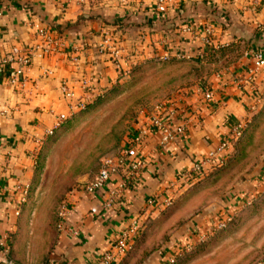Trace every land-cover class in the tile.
Returning a JSON list of instances; mask_svg holds the SVG:
<instances>
[{
  "label": "crops",
  "instance_id": "crops-1",
  "mask_svg": "<svg viewBox=\"0 0 264 264\" xmlns=\"http://www.w3.org/2000/svg\"><path fill=\"white\" fill-rule=\"evenodd\" d=\"M0 9V60L10 59L15 45L31 58L23 87L12 85L7 71L0 74V199L5 198L4 203L9 202L17 180L28 181L32 156L41 142L37 139L44 138L56 114L63 112L67 119L76 112H71L60 90L62 81L79 96L89 92L81 85V79L89 77L95 87L89 96L92 100L120 70L142 58H159L168 46L201 61L225 60L219 49L230 50L226 53L230 65H221L213 73L211 103L187 99L191 103L187 113L192 114L185 132L162 147L156 145L158 132L150 133L142 149L146 165L124 198L105 207L99 193L79 192L68 215V224L77 226L78 233L58 235L57 256H51L48 264H97L98 253L131 217L144 219L158 213L162 206L148 204V197L179 193L181 173L201 159L237 119L249 117L250 106L257 108L262 103L258 99L264 98V67L250 77L248 72L250 53L264 50V0H0ZM29 20L40 21L48 36L62 38L66 48L39 56L44 40L28 26ZM207 24L212 26L209 43L183 29L189 26L202 32ZM102 36L124 46L120 66L107 52L99 51ZM72 54L77 55L76 61ZM2 64L8 69L15 63ZM258 177L254 184L264 179V172ZM252 195L236 196L230 210L245 205Z\"/></svg>",
  "mask_w": 264,
  "mask_h": 264
},
{
  "label": "rangeland",
  "instance_id": "rangeland-1",
  "mask_svg": "<svg viewBox=\"0 0 264 264\" xmlns=\"http://www.w3.org/2000/svg\"><path fill=\"white\" fill-rule=\"evenodd\" d=\"M219 50L225 60L155 56L136 63L130 72L121 70L95 103L45 135L33 153L29 188L19 213L11 202L0 199V236L7 234L9 247L5 258L14 264H48L57 256L54 248L61 234L57 210L66 194L95 174L102 156L118 151L130 126L154 103L171 97L188 106L187 99L205 103L201 88H213V73L230 65L226 57L230 50ZM250 112L242 118L243 133L228 148L222 164L207 166L201 177L181 182L183 189L169 204L143 219L135 247L120 258L123 264H169L176 245L183 253L171 264H258L264 259V190L227 227L203 241L196 236L212 223L210 215L226 213L236 196L263 188L254 179L264 172V103ZM165 209L169 212L162 217Z\"/></svg>",
  "mask_w": 264,
  "mask_h": 264
},
{
  "label": "built area",
  "instance_id": "built-area-1",
  "mask_svg": "<svg viewBox=\"0 0 264 264\" xmlns=\"http://www.w3.org/2000/svg\"><path fill=\"white\" fill-rule=\"evenodd\" d=\"M158 3L164 0H156ZM1 13V9H0ZM28 26L34 31H38L43 38V42L40 43L39 56H44L56 49H65L66 45L62 38L48 36V32L43 28L40 21L29 20ZM186 31H190L194 36L198 37L203 43H209L210 34L212 33V26L207 24L203 27L202 32H195L191 27L186 26L183 28ZM99 51L107 52L112 62L118 67L120 66V59L124 53V46L115 45L111 42V39L107 36H102L98 42ZM71 59L76 61L77 55H70ZM161 57L163 59L183 58L189 57L185 51L180 49L172 50V47H167L163 50ZM252 64L248 67L249 77L253 75L257 70L264 67V50H253L250 53ZM14 62L15 64H9L6 69L2 62ZM30 54L23 51L19 46H13L11 48L10 59L0 60V74H4L7 71L8 81L12 85L23 87L26 83V67L30 64ZM128 68V67H127ZM125 68V70L127 69ZM47 73H51V70H46ZM91 80L89 77H83L81 79L82 87H88L89 92H84L81 95H76L74 88L62 81L59 84L60 90L63 95L69 101V108L71 112L83 109L88 101H90V92L95 90L93 85L91 86ZM91 90V91H90ZM202 98L206 102L213 100L214 91L212 88H201ZM99 93V92H98ZM259 101L264 100L260 97ZM188 105L182 100H178L175 97L166 98L153 104L150 110L142 111L140 120L133 122L128 131V135L125 137L123 143L118 148V151L114 155H104L99 160V168L95 174L90 178L83 180L76 184L63 199L57 210L56 226L61 233H67L76 235L78 233V227L68 224V215L72 207L75 204L77 198V192H84L88 194L99 193L101 201L105 207H113L121 198H124L130 188L133 186L137 178L140 176L142 170L146 165V157L143 154V145L150 135L155 131L158 132V138L156 141L157 147H162L177 137L181 136L186 129L187 121L190 118L192 112L187 113ZM250 108L255 110V105H251ZM198 115V114H196ZM66 114L58 112L56 114L55 122L52 126L48 127L44 131V135L51 134L56 126H58L64 119ZM180 117V120L176 118ZM197 117V116H196ZM245 128V121L243 119H237L229 128L224 132L219 141L213 145L206 154L198 160L192 162L189 169H186L181 173L183 180L190 179L195 175L202 173L207 166L216 165L223 162L228 148L232 143L237 140L242 134ZM38 141L42 140V137H38ZM179 178V177H178ZM258 184L264 187V179L258 180ZM28 182L17 180L13 187H11L12 196L9 199L15 206V213H19V204L25 200L26 193L28 191ZM172 201V195H151L148 197L147 203L155 206H165ZM250 200H248L249 202ZM226 213L222 211L216 215L212 223L205 230L197 231V241H201L212 234L215 230L226 226L227 222L232 219L235 214L233 210H226ZM141 217L136 215L131 217L130 220L120 230L117 237L110 241L109 245L103 248L98 253L97 264H117L121 256L131 247L134 238L139 234L141 230ZM7 234H1L0 236V262L5 259L8 252V244L6 243ZM186 246L187 248L191 247ZM174 256L169 258L172 261ZM258 264H264V259L259 261Z\"/></svg>",
  "mask_w": 264,
  "mask_h": 264
},
{
  "label": "trees",
  "instance_id": "trees-1",
  "mask_svg": "<svg viewBox=\"0 0 264 264\" xmlns=\"http://www.w3.org/2000/svg\"><path fill=\"white\" fill-rule=\"evenodd\" d=\"M146 58H142V59H140V60H137V61H135L134 62V64L132 63V64H130L129 66H128V72H130L131 71V69L133 68V66H135L136 65V63H140L141 61H143V60H145ZM170 59H174L173 57H171ZM123 72H121V70L118 72V76L117 77H119L121 74H122ZM105 89H107V88H105ZM105 89L104 90H102L101 92H99V93H97V94H95V96L92 98V100H90V101H88L87 103H86V105H85V107L83 108V109H85L86 107H88L89 105H90V103H95L101 96H103V94H104V91H105ZM207 103H211V101L210 102H207ZM264 103V100H263V102L260 104V105H262ZM80 110H82V109H80ZM66 119H64L58 126H56L55 128H54V130H53V132L56 130V128L57 127H59L62 123H64V121H65ZM52 132V133H53ZM51 133V134H52ZM243 133V132H242ZM51 134H48V135H51ZM242 135V134H241ZM240 135V136H241ZM222 164V162L220 163V164H216V165H221ZM212 166H214V165H212ZM203 175V172L201 173H199L198 174V176H196V178H199V177H201ZM263 190H264V187L262 188V189H258L256 192H255V194H253L252 196H251V198H250V201L249 202H247L245 205H243L242 207H240V208H238L236 211H235V214L232 216V219L231 220H229L228 222H227V224H226V226H224V227H222V228H225V227H227L229 224H231L233 221H234V219H235V217L237 216V214H238V212L243 208V207H245L246 205H249V204H251V202L253 201V199L254 198H256L259 194H261L262 192H263ZM169 212V209H165L164 211H163V214H162V217H165L166 215H167V213ZM166 214V215H165ZM142 225H143V219H141V230H140V232H139V234L134 238V240H133V242H132V245H131V247L126 251V253L123 255V258L126 256V254L130 251V250H132L133 249V247H135V245H136V242H137V239L139 238V236L141 235V233H142V231H143V228H142ZM222 228H220V229H222ZM217 230H219V229H217ZM216 231V230H215ZM214 231V232H215ZM213 232V233H214ZM212 233V234H213ZM211 235V234H210ZM205 240V239H204ZM201 241H203V240H201ZM169 247H171V246H169ZM193 247V246H192ZM191 248V247H190ZM189 248V249H190ZM170 249V248H169ZM173 249V251H174V258H173V260L172 261H168V263L169 264H171V263H173V262H175L176 261V259H177V256L180 254L181 255V253H183V251L181 252V251H179V247H178V245H176L175 246V248H172ZM186 250H188V249H186ZM177 255V256H176ZM122 258V259H123ZM3 262H5V264L7 263H12V264H14L12 261H10L8 258H5L4 260H3Z\"/></svg>",
  "mask_w": 264,
  "mask_h": 264
}]
</instances>
